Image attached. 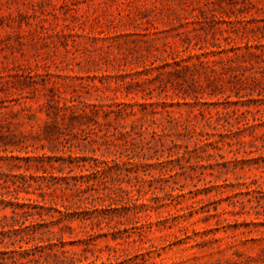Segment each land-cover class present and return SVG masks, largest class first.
Returning a JSON list of instances; mask_svg holds the SVG:
<instances>
[{
	"label": "rangeland",
	"instance_id": "374dc122",
	"mask_svg": "<svg viewBox=\"0 0 264 264\" xmlns=\"http://www.w3.org/2000/svg\"><path fill=\"white\" fill-rule=\"evenodd\" d=\"M13 156L39 160L28 170ZM1 157L6 201L89 211L46 217L44 241L24 249L264 264V0H0ZM96 160L103 199L66 189ZM21 174L30 193L12 186Z\"/></svg>",
	"mask_w": 264,
	"mask_h": 264
},
{
	"label": "trees",
	"instance_id": "16d2710c",
	"mask_svg": "<svg viewBox=\"0 0 264 264\" xmlns=\"http://www.w3.org/2000/svg\"><path fill=\"white\" fill-rule=\"evenodd\" d=\"M14 159L19 160L20 162L26 163V169H30L31 163L34 160H39L38 158L34 157H12ZM3 161V157L0 158ZM79 162L78 160H72L70 163ZM103 163L99 162L98 160L95 161L94 164L90 166L88 169L91 173L90 175L81 176L79 179L75 177V183L70 185L67 183L66 189H75L77 195L79 196L82 193H86L88 190L95 191L98 196L95 199H103L99 195L100 190L96 188V186H104V189L107 187V180H106V169L102 168ZM105 164V163H104ZM23 166H19L22 168ZM3 166H0V246L3 247L4 245H11L16 246L18 245L22 251L14 250L13 252H19L18 257L11 256L10 258L3 257V251L0 250V264H7L6 259H11V264H81V258H78L75 253H70L69 251L63 249L65 247V243L61 240V248L63 250L54 251L53 248L57 247L56 243L51 242L49 243L48 247L51 250L50 253H44L42 245L38 243L34 244L33 247L30 249H24L23 244H31L32 242L42 243L44 239L42 237H37L38 232L41 228H49L50 225L46 222V217L51 219H58V220H66V221H73L74 219H88L89 211H85L86 213L83 214H75L68 212V208L65 206L66 212H62L61 210L55 207H46L45 205H39L37 201H33L32 199H24V202H20V198L16 197V202L9 200L6 201L3 199ZM61 169L60 171H62ZM47 173V170H45ZM54 179H56L54 177ZM65 180V179H62ZM8 183V180L5 181ZM12 186L17 188L24 189L27 193L28 188L32 187V184L29 182L28 177L25 174L16 175L14 179L11 180ZM84 184H87L86 188H84ZM55 184L47 185V189L51 190ZM43 188H40V190ZM57 188L52 190V192H56ZM47 193L41 192L40 195L45 197ZM52 194V193H50ZM94 197V196H91ZM109 198L114 201H119L124 203L122 205V210L126 212H130L132 207L136 208V201L137 199L134 196L130 195V193L125 194H117V193H110ZM89 199V198H87ZM146 204H142V207H146ZM11 209L12 214H3V211ZM98 211V210H96ZM56 214H59L57 216ZM34 219H41L43 223L37 222L33 223ZM31 222L27 224V222ZM50 231V230H49ZM93 264V263H89Z\"/></svg>",
	"mask_w": 264,
	"mask_h": 264
}]
</instances>
